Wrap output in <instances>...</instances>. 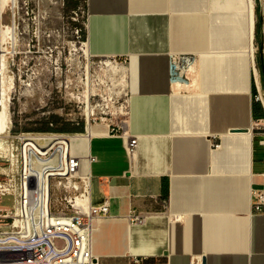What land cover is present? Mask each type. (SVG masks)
Returning <instances> with one entry per match:
<instances>
[{"label": "crops", "instance_id": "obj_1", "mask_svg": "<svg viewBox=\"0 0 264 264\" xmlns=\"http://www.w3.org/2000/svg\"><path fill=\"white\" fill-rule=\"evenodd\" d=\"M87 6L93 55L127 60L125 129L138 136L130 153L128 135L99 122L106 133L88 147L74 142L93 202L110 199L93 233L100 264H133L134 255L141 264H264V208L252 205L253 190H264V129L255 125L264 120L263 1L96 0L94 15ZM172 52L202 56L172 78ZM132 211L146 221L132 223Z\"/></svg>", "mask_w": 264, "mask_h": 264}, {"label": "built area", "instance_id": "obj_2", "mask_svg": "<svg viewBox=\"0 0 264 264\" xmlns=\"http://www.w3.org/2000/svg\"><path fill=\"white\" fill-rule=\"evenodd\" d=\"M170 59L172 78H182L196 60L192 53ZM256 98L264 107L261 88ZM255 125L263 130L264 120ZM113 129L128 135V150L135 153L138 136L130 135L123 123H114ZM3 134L12 142L0 154L5 164L0 166V199L9 196L12 204L2 205L0 200V264H100L93 233L95 223L111 215V205L109 198L98 204L92 200L93 178L82 168L78 152L82 147L75 148L72 140L80 132L16 133L11 123ZM260 143L264 145V137ZM252 195L253 208L262 211L264 190L254 189ZM146 218L145 212L129 213L132 223H144ZM145 258L134 255L132 262L141 264Z\"/></svg>", "mask_w": 264, "mask_h": 264}, {"label": "rangeland", "instance_id": "obj_3", "mask_svg": "<svg viewBox=\"0 0 264 264\" xmlns=\"http://www.w3.org/2000/svg\"><path fill=\"white\" fill-rule=\"evenodd\" d=\"M8 8L11 44L0 71L16 133L85 132L89 121L126 124V72L106 67L110 57H88L84 49L87 0H9ZM111 59L127 65L125 57ZM3 135L2 155L12 142Z\"/></svg>", "mask_w": 264, "mask_h": 264}, {"label": "bare ground", "instance_id": "obj_4", "mask_svg": "<svg viewBox=\"0 0 264 264\" xmlns=\"http://www.w3.org/2000/svg\"><path fill=\"white\" fill-rule=\"evenodd\" d=\"M88 2L91 5L90 6L91 7V14L92 15L98 14L99 12L97 13L94 10V8H93L94 7V2H96V0H87V3ZM251 3L252 4L249 5V6H251L250 10L252 9L253 1ZM8 6H9V0H0V66L3 64V62H4L3 59L5 58L6 51L8 49V46L11 44L10 36H9L10 35L11 26H6L8 24H5V21H4V14L7 12V9H9ZM250 10H249V15L248 16H249V19H250V23H252L254 15H252V12ZM100 12H102V11H100ZM103 12H106V11H103ZM89 13H90V10L88 11V21H87L88 28H89ZM263 13H264V0H263ZM12 29L14 30V25H13ZM249 34H250L249 35L250 36V41H249V45L246 48V53H248V55H249L250 62L251 63L253 62V64H254V60H255V45L252 42L251 30H250ZM12 43H13V41H12ZM83 43H84V49H85L86 55L88 57H90L91 55H93V53H92V51L90 49V41H89V39H86ZM180 53L181 52H172V53H170V55L173 56L175 54L177 55V54H180ZM192 54H198V55L200 54L201 55L202 53L195 52V53H192ZM136 56H137V54H133L134 58ZM103 57H110V58H107L106 60L103 61V63L106 65V67L112 69L113 71H121L122 74L126 72V66H124V64L119 63L115 59H111L113 57L116 58L117 57L116 54H113L111 52L110 53L107 52V53H104ZM147 60H149V59H147ZM143 64L145 66V62H143ZM138 65H142V63L140 62V64L138 63ZM170 69H171V73H172V71H173L172 62L170 63ZM192 70H193V68H192ZM194 70H195V67H194ZM0 74H1L0 75V135H2L11 126L12 119L9 118V121H8L7 97H6L7 96V90H6V87H5V81H4V77L2 75L3 74L2 71H0ZM125 75H127V74L125 73ZM144 91H146V90H144ZM89 103H90V101H89ZM125 113H128V110L125 111ZM250 128H251V126L249 127V129ZM107 131H108V126L106 124H95L92 121H89L85 132H80V134H77V135L73 136L72 140L73 141H82L88 147L89 143L91 142L90 140H91L92 137L99 136L100 134H104ZM86 159H87V156H84L83 162H85ZM39 171H37L36 173L39 174ZM41 175H43L42 172H41Z\"/></svg>", "mask_w": 264, "mask_h": 264}, {"label": "trees", "instance_id": "obj_5", "mask_svg": "<svg viewBox=\"0 0 264 264\" xmlns=\"http://www.w3.org/2000/svg\"><path fill=\"white\" fill-rule=\"evenodd\" d=\"M84 34L86 35V31H84Z\"/></svg>", "mask_w": 264, "mask_h": 264}]
</instances>
